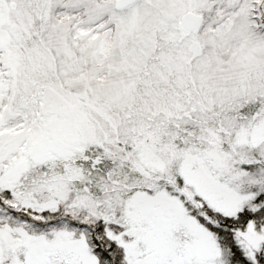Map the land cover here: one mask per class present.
I'll return each instance as SVG.
<instances>
[{
	"label": "snow or ice",
	"instance_id": "obj_1",
	"mask_svg": "<svg viewBox=\"0 0 264 264\" xmlns=\"http://www.w3.org/2000/svg\"><path fill=\"white\" fill-rule=\"evenodd\" d=\"M0 264H264V0H0Z\"/></svg>",
	"mask_w": 264,
	"mask_h": 264
}]
</instances>
